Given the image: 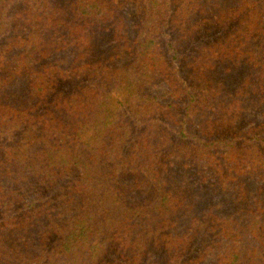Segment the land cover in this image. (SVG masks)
<instances>
[{
    "label": "trees",
    "instance_id": "1",
    "mask_svg": "<svg viewBox=\"0 0 264 264\" xmlns=\"http://www.w3.org/2000/svg\"><path fill=\"white\" fill-rule=\"evenodd\" d=\"M0 264H264V0H0Z\"/></svg>",
    "mask_w": 264,
    "mask_h": 264
}]
</instances>
